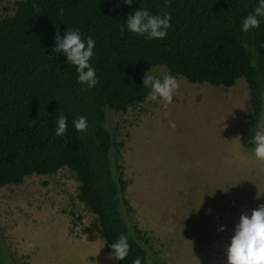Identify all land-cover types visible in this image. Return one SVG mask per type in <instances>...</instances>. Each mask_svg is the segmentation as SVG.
Listing matches in <instances>:
<instances>
[{
  "label": "trees",
  "instance_id": "obj_1",
  "mask_svg": "<svg viewBox=\"0 0 264 264\" xmlns=\"http://www.w3.org/2000/svg\"><path fill=\"white\" fill-rule=\"evenodd\" d=\"M258 0H18L14 12L0 17V186L18 184L30 174L66 167L78 181L76 198L96 216L106 250L121 234L130 245L116 264H149L132 235L121 206L126 180L121 164L113 166L114 145L106 107L124 111L142 101L150 88L146 72L158 65L189 82L229 87L244 77L250 108L239 140L244 148L260 127L264 109V18L260 27L241 31ZM170 15L164 39L147 40L124 24L134 10ZM63 9V14L60 10ZM78 29L95 41L89 61L99 83L78 82L76 67L63 52L53 53L57 32ZM247 45V47H245ZM67 132L56 135L59 115ZM87 118V131L73 121ZM0 264H5L0 244Z\"/></svg>",
  "mask_w": 264,
  "mask_h": 264
},
{
  "label": "rangeland",
  "instance_id": "obj_2",
  "mask_svg": "<svg viewBox=\"0 0 264 264\" xmlns=\"http://www.w3.org/2000/svg\"><path fill=\"white\" fill-rule=\"evenodd\" d=\"M16 1L0 0V17ZM165 73L158 65L146 75ZM172 76L179 87L167 107L149 94L124 111L106 107L130 207L121 211L149 264H227L241 214L264 204V161L239 140L250 108L246 81L225 87ZM78 185L63 167L0 186L5 264H116L96 216L76 198Z\"/></svg>",
  "mask_w": 264,
  "mask_h": 264
},
{
  "label": "clouds",
  "instance_id": "obj_3",
  "mask_svg": "<svg viewBox=\"0 0 264 264\" xmlns=\"http://www.w3.org/2000/svg\"><path fill=\"white\" fill-rule=\"evenodd\" d=\"M125 4L131 5L133 0H124ZM170 0H166V6ZM63 14V9L60 10ZM264 18V0H258V5L243 20L241 31L248 32L253 28L260 27V19ZM170 15L165 14L153 15L147 9L140 8L134 10L129 15L126 22L121 25L120 30L123 32L125 26L128 31L144 36L147 40L164 39L167 36V29L171 27ZM56 45L53 53L63 52L66 54L67 62L76 67L78 73V82L87 84L88 88L96 86L99 81L96 77V71L89 61L93 57V49L95 41L92 37H88L85 43L81 39L78 29L65 31L63 38L55 34ZM247 47V45H245ZM143 86L150 88L149 99L151 101L162 100L164 106L172 103L173 94L178 89L179 84L174 76L165 73L161 78L152 75H144ZM58 127L56 135L62 136L67 132V117L61 113L58 118ZM74 127L79 132L87 131V118L80 116L73 121ZM174 127V125H172ZM250 143L255 145V156L264 161V126L257 129ZM222 190L227 191V188ZM262 192L256 193L259 199ZM213 194V193H211ZM210 194V195H211ZM197 211L199 210L196 209ZM223 230V227L220 229ZM113 257L116 260H124L130 250L127 237L123 234L119 239L111 244ZM227 264H264V204L251 211V216L242 213L239 223L235 226L234 235L231 237L230 245L227 246ZM133 264H141V259L137 257Z\"/></svg>",
  "mask_w": 264,
  "mask_h": 264
}]
</instances>
